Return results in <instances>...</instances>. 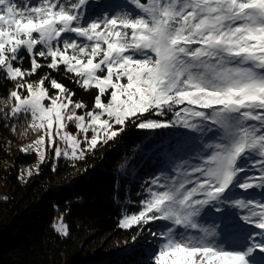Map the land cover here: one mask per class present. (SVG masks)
<instances>
[{
    "label": "snow or ice",
    "instance_id": "6c2138e0",
    "mask_svg": "<svg viewBox=\"0 0 264 264\" xmlns=\"http://www.w3.org/2000/svg\"><path fill=\"white\" fill-rule=\"evenodd\" d=\"M87 2L0 0V73L18 81L6 115H30L29 128L43 133L21 151H38L41 162L48 148L56 159H80L127 123L219 130L210 154L178 166L164 183L153 178L138 213L119 226L170 222L151 233L161 238L152 264H254L253 253L264 252V0H127L132 8L102 18L85 16ZM24 53L29 69L20 66ZM43 67H63L80 88L95 89L92 109L77 114L87 106L50 73L27 80ZM166 112L173 119L148 118ZM253 169L259 174L250 175ZM236 189L261 190V198L230 201ZM227 202L245 210L243 222L258 231L236 242L209 239L207 229L182 231L198 229L204 208ZM53 227L69 234L63 217Z\"/></svg>",
    "mask_w": 264,
    "mask_h": 264
},
{
    "label": "trees",
    "instance_id": "16d2710c",
    "mask_svg": "<svg viewBox=\"0 0 264 264\" xmlns=\"http://www.w3.org/2000/svg\"><path fill=\"white\" fill-rule=\"evenodd\" d=\"M16 2L22 4L23 0ZM129 8L132 6L127 0H88L84 12L88 18H102ZM24 55L26 58L20 66L29 69L30 60L26 53ZM39 62L47 63L42 58ZM45 73L75 92L74 101H82L87 106L77 110L78 113L92 109L96 90L80 88L73 74L65 72L63 67L58 71L43 67L27 80L38 81ZM16 83L18 81L6 80L0 73V264H152L153 253L149 255L145 247L134 254L114 256L116 252L112 251L103 255L109 247L115 248V242H129L138 234V225L129 229L119 226L123 207L128 214L138 212L139 201L143 199L132 192L136 186L134 179H149L150 185L151 180L159 176L164 183L166 177L176 174L178 166L185 162L187 165L199 163L210 154L214 149L209 145L221 142L222 132H209L204 127L189 134L170 126L140 129L135 123H127L118 136L107 143L101 142L83 158L49 156L32 169L31 176L21 177L20 166L36 160V153L21 151V144L35 132L29 128L30 115H6L8 93ZM45 86L49 87L50 94H55L48 82ZM171 114L173 112L165 115L170 119ZM148 118L162 120L164 116ZM68 128L76 130L73 124ZM149 147L145 160L152 162L150 167L146 163L144 167L139 166L135 161L129 171L135 173L133 178L122 172L127 159L137 158L136 150ZM61 217L68 226L67 236L60 235L53 227ZM200 217L206 219L203 214ZM227 222L237 224L231 217ZM170 226L169 222H152L147 225V231L161 233Z\"/></svg>",
    "mask_w": 264,
    "mask_h": 264
},
{
    "label": "rangeland",
    "instance_id": "374dc122",
    "mask_svg": "<svg viewBox=\"0 0 264 264\" xmlns=\"http://www.w3.org/2000/svg\"><path fill=\"white\" fill-rule=\"evenodd\" d=\"M19 3V2H17ZM35 3V0L33 1ZM56 94V93H55ZM55 94H51L52 96H55ZM107 102V101H105ZM47 103V101H46ZM77 114H84V113H78ZM151 117H157L155 115ZM151 119H157V118H151ZM173 119V114H171V118L168 119V116L164 115V118L162 119L163 121H168ZM161 120V119H160ZM71 123H69L70 125ZM68 125V126H69ZM172 128H178L179 130H183L185 133H191L194 130L185 128L181 126L180 124H176L174 126H170ZM68 132L72 133L73 135H76L77 132L76 130L72 131L70 128L67 127L66 129ZM34 135L26 142L21 144V148H25L28 145L33 144L43 133L40 131H34ZM46 147V146H43ZM151 147V145H150ZM150 147L148 149H139L136 150L137 158L134 160H126L123 165V173L125 172L127 175H129L131 178L135 175V173H130L131 167L134 165L135 161H137V164L140 166H148L150 167L151 163H148L147 159V154L150 152ZM32 149H29L30 151ZM34 151V150H32ZM36 153V160L34 162H31L29 164H22L19 168V176L25 177L28 175L29 170L32 171L33 168L37 167L38 163L40 162L39 158V152L34 151ZM46 156H52L53 152L52 149L48 148L46 151ZM63 157V156H61ZM65 158V157H63ZM146 163V165H144ZM139 166L137 169H139ZM255 171H251L249 174L250 175H258V171L256 169H253ZM156 177V176H155ZM134 182L136 183L135 188H133L132 192L134 194L137 193L139 195V198H144V196L147 195L146 189L149 186V179L142 180V181H136L134 179ZM260 191L261 190H249L248 192H243L239 189L235 190V194L231 195L229 197V200H235V199H249V198H255V199H260ZM121 194H125L123 191L119 190ZM123 198L126 200V195H123ZM129 202H131V199H128ZM124 208V215L128 214L126 213L127 208ZM219 208V211H216L215 209ZM140 210V207H139ZM219 212L223 214L222 216H217L215 213ZM133 212L129 213L132 214ZM138 213V212H135ZM204 215L206 219H201L200 216L196 218V222L198 224V229H188L186 232L192 234V235H202L203 229H207L209 232L214 233L213 236H210L209 239H215L217 241H224V242H236L241 239L242 236L246 235L249 232L252 231H258L253 229L251 226L245 224L242 220V216L245 214V210L239 209L235 207L232 203L227 202V203H217L214 206H208L203 209L200 215ZM122 215V217L124 216ZM121 217V218H122ZM231 217L233 220L237 222V224H230L227 222V219ZM59 221H55L54 224L58 223ZM160 222H166V221H160ZM152 223V222H151ZM150 223V224H151ZM170 223V222H169ZM149 225V224H148ZM137 229H139L138 234L136 236H133L129 242H115L114 246L115 248L112 250L110 247L107 249V251L103 252V255L109 254L110 252L114 251L116 252L115 254L113 253L114 256H117L122 253L126 254H134L138 253L140 250V247H145L149 255H151L156 248L159 246L158 244L161 243V238L159 236H154L151 233H154L153 230L147 231V225H138ZM153 236V238H151ZM156 237V238H155ZM135 238V239H134ZM149 247V248H148ZM153 247V249H152ZM152 249V250H151ZM257 254V255H256ZM139 254H137L138 256ZM255 255V256H254ZM111 256V257H114ZM148 256H146L147 258ZM259 257H264V252H261L259 249L256 250V252L253 253L252 259L254 261V264H264V258H259ZM137 262V261H136Z\"/></svg>",
    "mask_w": 264,
    "mask_h": 264
},
{
    "label": "water",
    "instance_id": "95a60500",
    "mask_svg": "<svg viewBox=\"0 0 264 264\" xmlns=\"http://www.w3.org/2000/svg\"><path fill=\"white\" fill-rule=\"evenodd\" d=\"M76 178V176H74Z\"/></svg>",
    "mask_w": 264,
    "mask_h": 264
}]
</instances>
